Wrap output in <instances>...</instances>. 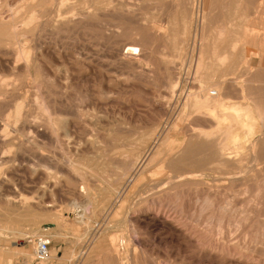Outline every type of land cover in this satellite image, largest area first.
<instances>
[{"label": "rangeland", "instance_id": "1", "mask_svg": "<svg viewBox=\"0 0 264 264\" xmlns=\"http://www.w3.org/2000/svg\"><path fill=\"white\" fill-rule=\"evenodd\" d=\"M143 38L146 55L124 61L120 45ZM260 39L264 0H0V264H264V151L229 176L198 148L199 127L224 137L234 124L254 152L264 147ZM205 78L240 113L220 131L192 108ZM160 151L173 154L160 170L131 169ZM44 158L73 161L83 179ZM51 185L45 214L35 205ZM91 190L81 222L70 202Z\"/></svg>", "mask_w": 264, "mask_h": 264}, {"label": "bare ground", "instance_id": "2", "mask_svg": "<svg viewBox=\"0 0 264 264\" xmlns=\"http://www.w3.org/2000/svg\"><path fill=\"white\" fill-rule=\"evenodd\" d=\"M162 1V0H161ZM250 1V0H249ZM251 4V3H250ZM185 5V4H184ZM182 7V6H181ZM185 7V6H184ZM183 7V8H184ZM186 8V7H185ZM184 8V9H185ZM74 10V9H73ZM88 11V9L86 10ZM75 12V11H74ZM78 12V11H77ZM81 12H84V11H81ZM92 12V11H91ZM63 12L59 13V14H62ZM87 13V12H86ZM85 13V14H86ZM186 13V12H185ZM78 14V13H77ZM76 14V15H77ZM81 14V13H80ZM89 14V11L88 13ZM91 14V13H90ZM67 15H70V14H67ZM175 15V14H174ZM87 16V15H86ZM78 17V16H77ZM88 17V16H87ZM91 17V16H90ZM174 17V16H173ZM78 18L76 17H64V18H61V26H69L73 23L76 24V22L78 21L77 20ZM88 19V18H87ZM90 19V18H89ZM149 19V18H148ZM147 19V20H148ZM169 19V18H168ZM172 19V18H171ZM185 19V18H184ZM182 19V20H184ZM80 20V19H79ZM174 20V19H173ZM172 20V21H173ZM181 20V19H180ZM153 22V20H151ZM40 22V21H39ZM59 22V21H58ZM246 22V21H245ZM170 23V22H169ZM174 23V22H173ZM47 24V23H46ZM149 24V22H148ZM153 24V23H152ZM176 24V23H175ZM55 25V24H54ZM59 25V24H57ZM147 25V23H146ZM150 25V24H149ZM148 25V26H149ZM245 25V24H244ZM56 26V25H55ZM171 26V25H170ZM43 27V26H42ZM144 27H147V26H144ZM174 27V25H173ZM173 27L170 28V30L173 32ZM60 28V27H59ZM176 31V29L174 30ZM177 32V31H176ZM237 32V31H236ZM161 33V32H159ZM176 33H174V38L176 37L175 36ZM172 35V34H171ZM248 35V34H247ZM169 36V35H168ZM149 38V36H148ZM250 38H254V37H251ZM169 41V40H168ZM174 41V39L172 40ZM176 41V40H175ZM149 42V39H142V42L140 44V46L136 43V42H126V43H123L120 45L119 49H118V52L119 51H122V52H126V55H125V58L123 59L124 61L126 60H131V61H136L140 58H142L145 54V50L148 49V43ZM173 43V42H171ZM259 44H262L264 45V40L260 39V43ZM174 45H176V43L174 42ZM71 46V45H70ZM251 46V45H250ZM264 47V46H263ZM173 48V47H172ZM176 48V47H174ZM173 48V49H174ZM21 49V48H20ZM23 50V49H22ZM244 52L242 53H245L247 56L250 55V57L252 58H255L256 57V54L254 53V51H251L249 50L248 48L244 47L243 48ZM264 50L261 49V51ZM49 51V50H48ZM20 52L21 50L19 51V53H16L17 55H20ZM264 52V51H263ZM26 53V51H25ZM262 54V53H261ZM146 55V54H145ZM243 55V54H242ZM244 56V55H243ZM245 57V56H244ZM243 57V58H244ZM223 58V57H222ZM23 60V59H22ZM244 60V59H243ZM224 61L223 59H219V66H223L224 65ZM249 61V60H248ZM35 62V61H34ZM128 63V62H126ZM245 63V62H244ZM125 65V63H124ZM132 65V64H131ZM203 65H202V62L199 60V63H197V73H200L201 72V69H202ZM248 68V67H247ZM248 74V73H247ZM36 76V75H35ZM242 77V76H241ZM253 78V77H252ZM39 82V81H37ZM259 82V81H258ZM37 84V83H36ZM206 78L205 80L203 81V84L200 85V94L199 97H197V94L194 95V100L192 101V108L195 110V112H199V113H203L204 114V118L205 120H211L213 121L214 120V123L218 126V130L221 126H223V128H225V122L228 121L229 119H231L233 116H239L240 113H239V110L238 108H229V109H232L234 110V112H227L228 111L227 109V106L226 104L223 102V98L221 96V88L219 87L218 91H210L209 94L206 93V90H207V85H206ZM229 85V84H228ZM177 86V85H176ZM175 86V87H176ZM174 87V88H175ZM39 90V89H38ZM41 90V89H40ZM39 90V91H40ZM42 91V90H41ZM238 92V91H237ZM38 94V93H37ZM42 94V93H40ZM39 95V94H38ZM36 95V96H38ZM212 95V96H211ZM264 95V94H263ZM40 96V95H39ZM250 98V97H249ZM39 99V98H38ZM42 99V97H41ZM42 101V100H41ZM255 101V100H254ZM43 102V101H42ZM44 103V102H43ZM40 104V102H39ZM42 104V103H41ZM45 104V103H44ZM49 104V103H48ZM43 105V104H42ZM46 105V104H45ZM37 107V106H36ZM47 107V106H46ZM54 107V106H53ZM264 107V106H263ZM55 108V107H54ZM64 108V107H63ZM51 109V108H50ZM49 108H45L44 107V111L42 110L43 114L42 115V118L45 120V121H50L51 122V126H50V131L51 133L52 132H55L57 127H55L54 125H52V121L50 120L51 117H52V114H55L54 112H52ZM56 109V108H55ZM259 109V108H257ZM53 110V109H52ZM215 110H219L218 112L221 113L219 114V116H216L214 113ZM264 110V109H263ZM207 111V113L205 112ZM225 111V112H224ZM217 112V111H216ZM63 113V112H62ZM244 113V112H243ZM259 115L261 116V119L264 120V111H259ZM54 116V115H53ZM244 116L246 118H249L251 115V111L247 110V112L245 111V114ZM24 118V117H23ZM54 119V118H52ZM250 119V118H249ZM252 119V118H251ZM254 119V118H253ZM55 120V119H54ZM239 120V119H238ZM256 120V119H255ZM200 121V120H199ZM233 121V120H232ZM240 121V120H239ZM254 121V120H253ZM49 122V123H50ZM236 122H237V119H236ZM48 123V125H49ZM201 123L200 122L199 126H201ZM234 123V121H233ZM214 125V124H213ZM9 126V125H8ZM206 126V125H205ZM230 126V125H229ZM261 126V125H260ZM9 127H12V126H9ZM49 127V126H48ZM202 127H199V136L200 138H202L204 140L203 143H201V145L198 147L199 149H202L206 152L207 154V159L208 161L210 162V165H213L215 164L216 165V168L219 172L221 173H225L227 175H232L234 172H236L237 170H239L240 168H242V166L244 164V162H247L249 164V167L250 168H253L256 166V163L259 161V157H260V151L263 152L264 151V147H259V148H256L258 150H255L256 152H254V148L252 147H249L251 146L252 144H250V142L248 144L247 141L248 140H245L246 138L244 137L245 135L243 133L244 137L242 140V138H240L238 136L239 132H241V130L239 129V127L234 126L228 130H225V136L224 137H214V135L216 134L215 131H211V132H205L204 130L201 129ZM221 129V128H220ZM243 130V129H242ZM16 131V130H15ZM14 131V132H15ZM34 131V130H33ZM220 131V130H219ZM19 131L15 132V133H18ZM11 133V132H10ZM58 132H56L57 134ZM111 133V132H110ZM53 135V134H52ZM55 135V134H54ZM53 135V136H54ZM110 135V134H109ZM59 136V134H58ZM15 137V136H14ZM13 137V138H14ZM60 138V137H59ZM12 140V139H11ZM55 140H56V137H55ZM30 142V140H29ZM29 142H27L29 144ZM34 142V141H33ZM59 142V141H58ZM19 143V142H18ZM16 144V143H15ZM22 144V143H21ZM31 144V143H30ZM29 144V146H30ZM14 145V143H13ZM20 145V143H19ZM35 145V144H33ZM32 145V147H33ZM16 146V145H15ZM14 146V147H15ZM21 146V145H20ZM18 147V146H17ZM27 147V146H26ZM60 147V146H59ZM246 147H249L248 149H245ZM21 148V147H20ZM17 149V148H16ZM139 147L136 148V146L134 148H132L129 152H127V154H135L136 152H138ZM176 150V149H174ZM245 150V152H243ZM245 154H243V153ZM193 153V149L189 146L187 147V149L185 150V154L187 156V159H182V160H179V162H183V164H188V156L189 155H192ZM154 154V153H153ZM150 157V158H147L145 159V157H142V156H138V159L136 160L135 164L131 167V169L134 170V167H136L137 165H141L144 164L146 165V167L148 169H152V168H158L157 170H160V166L162 164H164L170 154L169 153L167 156V158H164V152L160 151L156 154H154ZM243 154V155H242ZM173 155V154H172ZM264 155V154H262ZM44 157V156H43ZM44 160H46L49 164H51L50 166H54L57 170L61 171V172H66L69 174V176H76L80 178H82V175H78L81 173V170L80 169V166L76 165L73 161H68L65 162L64 164L65 165H60L58 163V161L55 159V158H51V159H47V158H44ZM132 164L129 163L128 167H130ZM143 164V165H144ZM168 164L169 166L172 164V162L168 161ZM142 168V166H141ZM144 168V167H143ZM252 169V171H253ZM138 171V170H137ZM250 171V170H249ZM251 171V172H252ZM237 174V173H236ZM207 176V175H206ZM239 176V175H238ZM203 177V176H202ZM237 177L234 176V179H236ZM83 179V178H82ZM208 179V178H207ZM238 179V178H237ZM2 183V182H1ZM152 187V186H151ZM91 188H88L87 190H89ZM109 189V188H107ZM93 190L89 191V192H86L84 197H82V195H79L77 196V198H75L74 200H71V211H68L70 215H76L77 219L79 221H83V219L85 220V209H87L86 207L88 205H92V202L93 200H95V194L92 192ZM111 191V190H109ZM114 191V190H113ZM54 192V188L51 186H46L44 187L42 190H41V193H42V199H40L39 201H37L36 203V207L41 210L43 213L45 214H48L50 213V211L54 208V206L52 204H50L48 202V200H46V195H49L51 193ZM85 191L83 190L82 193H84ZM115 192V191H114ZM40 193V194H41ZM116 193V192H115ZM97 194V193H96ZM110 194H113L114 193H110ZM49 197V196H48ZM26 201H28L30 203V208L32 206V202L29 200V198H25ZM34 203V202H33ZM18 207V206H17ZM94 207V206H93ZM29 208V209H30ZM29 209L27 211H29ZM88 211V210H86ZM25 213V212H24ZM42 214V213H41ZM69 214H67V216H69ZM63 216V215H62ZM65 219V218H64ZM133 238V237H132ZM122 240V239H121ZM127 242L126 240H122L120 242V247L123 249V250H127V246L130 244L128 243L127 245ZM128 252V251H126ZM43 261V260H42ZM27 264V263H26Z\"/></svg>", "mask_w": 264, "mask_h": 264}, {"label": "built area", "instance_id": "3", "mask_svg": "<svg viewBox=\"0 0 264 264\" xmlns=\"http://www.w3.org/2000/svg\"><path fill=\"white\" fill-rule=\"evenodd\" d=\"M35 254L36 257L43 260L46 259L48 256V247L50 244V240L47 236H40L35 240Z\"/></svg>", "mask_w": 264, "mask_h": 264}]
</instances>
